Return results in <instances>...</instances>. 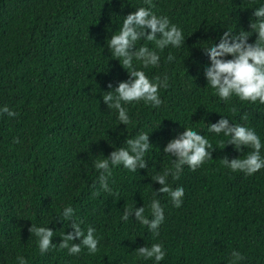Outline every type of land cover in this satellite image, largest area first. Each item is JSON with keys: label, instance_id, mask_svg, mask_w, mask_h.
Wrapping results in <instances>:
<instances>
[{"label": "trees", "instance_id": "1", "mask_svg": "<svg viewBox=\"0 0 264 264\" xmlns=\"http://www.w3.org/2000/svg\"><path fill=\"white\" fill-rule=\"evenodd\" d=\"M261 3L152 0V11L177 25L185 42L159 52V67L134 62L151 80L166 76L168 87L159 90L158 108L143 101L125 105L131 119L126 126L103 101L130 78L107 41L125 17L149 6L145 0H0V107L17 113L0 116V264H17V256L27 264H156L135 252L154 243L166 253L160 264H264V169L252 175L232 171L222 159H244L253 149L239 152L227 145L229 137L207 131L224 116L255 130L264 145V105L235 96L223 101L204 76L210 65L205 47L218 44L227 30L252 32L254 8ZM256 39L253 32L249 43ZM145 43L154 47L144 40L137 47ZM187 128L215 150L195 171L184 166L178 179L168 177L171 188L184 189L176 207L166 193L154 197L161 185L153 178L173 167L174 157L163 149ZM140 131L151 145L147 167L114 168L112 191H104L93 162ZM17 138L20 143L13 142ZM153 198L164 210L158 235L134 215L122 219L134 207H145L151 219ZM66 206L75 209L85 232L89 226L96 230L95 254L82 248L69 255L60 248L63 232L73 231L71 222L60 220ZM33 225L50 227L56 246L41 253Z\"/></svg>", "mask_w": 264, "mask_h": 264}, {"label": "clouds", "instance_id": "2", "mask_svg": "<svg viewBox=\"0 0 264 264\" xmlns=\"http://www.w3.org/2000/svg\"><path fill=\"white\" fill-rule=\"evenodd\" d=\"M148 7H138L136 11L123 19L120 29L107 41L112 57L118 59L122 66L129 73V80L120 82L114 90L103 95V101L110 110H115L120 124L128 126L131 119L125 107L133 102L143 101L146 105L158 108L162 104L159 90L168 87V78L149 79L143 70L135 67L138 63L142 68L159 67L160 55L164 49L172 47L179 48L184 44L185 39L182 30L172 24L167 16L157 15L152 11V0H145ZM255 20L251 23L252 32L240 30L238 34L232 31H225L219 43H213L205 47V54L210 60V65L204 72L208 82V88L221 100L227 101L230 97H238L241 102L264 105V3L254 8ZM257 34L255 43H249V37ZM159 35V38H158ZM152 42L154 47H149L147 43L137 47L139 41ZM136 49L133 51V49ZM227 57H231L228 59ZM169 61H174L175 57L168 56ZM109 88L112 85L109 84ZM7 115L15 117L17 113L7 106L0 107V116ZM247 114L242 120H247ZM208 133L216 136L223 135L229 137L227 145L235 146L239 152H243L245 147H251V151L246 158L231 159L225 157L223 163L232 171H243L252 175L264 169V156L261 155L262 145L260 137L255 130L246 127L242 123H232L224 116L216 122L207 125ZM14 143H20L15 139ZM226 145V146H227ZM149 135L140 131L133 138H128L123 147L116 148L107 158L96 159L93 167L100 172L99 185L106 192H111L108 178L112 175V170L116 167L135 172L137 169H145L147 162L145 154L150 148ZM215 149L209 140L201 133L187 128V130L172 139L164 147L163 151L174 157L173 167L166 169L163 174L156 175L153 179L158 182L161 188L154 191V197L159 193L168 194L176 207L182 204L184 197L183 187L176 189L168 185V177L171 175L178 179L184 166H188L195 171L212 158ZM151 219L145 216V207L126 208L122 219L127 221L133 215L142 225H146L149 231L158 235L159 227L164 222V210L160 200L153 198L150 203ZM62 222H71L72 232L62 234V249H67L69 255H78L82 248H86L90 254H95L98 250L99 240L95 235V229L89 226L86 232L82 229L81 223L75 216V209L66 206L62 209ZM30 232L37 237V244L41 253H46L50 247H55L52 241L54 232L50 227L32 226ZM79 239L80 243H74ZM139 256L154 259L156 264H160L165 259V251L159 243H154L149 247H141L135 251ZM237 260L240 255L233 252ZM17 264H27L22 256H17Z\"/></svg>", "mask_w": 264, "mask_h": 264}]
</instances>
